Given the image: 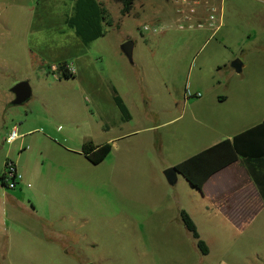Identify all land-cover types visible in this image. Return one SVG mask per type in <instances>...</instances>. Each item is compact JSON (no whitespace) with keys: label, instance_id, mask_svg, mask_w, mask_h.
Instances as JSON below:
<instances>
[{"label":"rangeland","instance_id":"374dc122","mask_svg":"<svg viewBox=\"0 0 264 264\" xmlns=\"http://www.w3.org/2000/svg\"><path fill=\"white\" fill-rule=\"evenodd\" d=\"M103 1L110 18L100 40L85 46L72 36L68 46L56 44L45 54L35 49L36 56L57 63L87 54L79 58L80 75L66 80L56 65L51 71L60 78L52 75L46 82L35 75L26 53L29 31L43 24L58 30L57 21L49 23L56 19L53 11L69 9L73 0H0V56L14 69L0 88L24 79L37 87L30 102L7 104L0 112V264H264V212L251 229L237 233L211 214L201 192L184 177L172 186L164 175L226 133L227 120L255 112L251 101L256 102L264 77L259 56L254 58L256 43L264 40L262 6L215 0L224 28L209 32V39L201 29H178L175 0H138L126 16L117 0ZM144 1L169 3L172 13L142 14ZM206 4L201 0L200 10ZM202 33L207 43L198 37ZM56 34L50 43L68 37ZM128 41L135 43L133 62L122 51ZM239 56L251 68L230 74L224 66ZM107 83L117 88L133 121L105 133V110L96 101L107 97L97 93ZM189 93H200L203 100ZM14 126L19 134L32 131L9 142ZM103 143L112 149L98 164L75 154ZM7 160L22 177L16 189L1 183ZM183 210L195 221L208 253L185 227Z\"/></svg>","mask_w":264,"mask_h":264},{"label":"crops","instance_id":"0c3cea01","mask_svg":"<svg viewBox=\"0 0 264 264\" xmlns=\"http://www.w3.org/2000/svg\"><path fill=\"white\" fill-rule=\"evenodd\" d=\"M100 1L104 2L103 0H100ZM202 1H205V0H202ZM251 1L262 6L263 9H261V10H262V14L264 15V0H251ZM207 2L211 5H213V4L218 5L215 3V2H217L215 0H207ZM74 4H75V0H73L69 9L64 10L63 7L62 8L56 7L54 9L53 15L56 16V19L55 20H53V19L49 20V23H51L53 21H57L59 23V25H61L58 30L48 29L47 26L44 24L40 29L30 28L29 34H30V36H32V42H29V44H27V46L25 45L26 51H27L26 53H27V55L28 54L30 55V57H29L30 63L32 65H35L34 66L36 68L34 70V71H36L35 75L38 76L39 80H44L47 82L49 79V76H52V75L55 76L57 74H58L57 77L60 78L59 77L60 73H58V72H60V69L58 68V72L55 73V72L51 71V68H52V66H56V65L59 66L60 64H64V63L67 64L66 65L67 67L70 66L69 63H71L73 65L74 71H72L73 67H71L72 69L70 68L69 70L74 74L75 77H77L78 75L81 74L80 72H81L82 67H81V64L79 63V58L85 57V55H87V54H82V53L80 54L79 53L76 55L75 58L71 59V62L66 59V60H63L59 63L55 62L52 59H49L48 57L39 56V55L36 56L34 54L35 49L41 50L42 53L45 54V52L49 48H52L56 44L59 47H62L64 44H65V46L70 45L69 41L72 38V36H75L76 38H78L75 31L73 29H71L68 25V20L74 14ZM168 4L163 3L160 6H158V5L156 6L152 2L149 3V2L144 1L142 4V7H141L142 14L148 13L147 15L152 16V17H154V16L155 17L156 16L157 17L168 16L172 13L171 9L173 10V7L170 6L171 4H169V5ZM164 6H166V7H164ZM168 6L171 9H169ZM222 28H224V26ZM221 30L222 29H220L219 32H221ZM54 31H55V33H57L56 35H60V36H64V37L68 36L66 39H64L65 42L62 40H56V42L51 41V43H50L49 38L51 36V33ZM200 32L209 33L210 31L207 29H202V31H200ZM204 34L205 33H202L198 37L201 38V40L204 39L203 42L207 43L209 41L210 37H213V35L210 34L209 39H208V35L205 36ZM100 39H98V40H100ZM98 40L92 42L91 44L97 42ZM256 44L259 45V48L256 46L258 48V50L255 53L254 58H256V56H259L260 59H259V63H258V67H259L258 70H259L260 74H263V71H264V40L261 41L260 43H256ZM85 46H88V45H85ZM250 54H251V56L253 55L252 52ZM31 55L34 57V59H33L34 63H32V61H31ZM239 57L242 60V61L240 60L242 63L241 72H237L234 65L232 64L238 59H235L231 64L224 66V67L230 68V70H231L230 74H234V75L243 74L244 72H246L247 70H249L251 68L252 64L249 63V61L247 62V60L241 58V56H239ZM239 57H236V58H239ZM7 66L9 67V69L7 68ZM218 70H221V68H219ZM12 71H14V69L10 66L9 61H6L3 57L0 56V80L1 79L5 80L8 77L7 73L12 72ZM19 79H22V78H19ZM21 82H28L29 83V85L31 87V96L28 100H26L25 102H23L22 104H19V105L22 106V105L30 102L33 99L34 93L36 92L37 87L35 85H33L29 79L18 80L16 82H14L13 86L10 88L2 85L0 88V112L6 111L7 104L9 105L13 102L14 103L16 102L17 95L13 92V89H14V87H16ZM262 87L263 88H260V90H259L256 102L251 101L252 106L255 105V108H256V109L254 108L255 112L253 113V111H248L247 113H243L242 116L237 117L234 120L233 119L227 120L225 122V124H226V127L229 128V130L224 134H221L219 136L214 137L211 140L212 142L210 141L211 143L202 147L201 150L199 151V153L208 149V148H211V147L219 144L220 142H222L224 140H227V139L231 140L236 135H239V134L263 123V121H264V77H263ZM98 90L99 91H97V93L98 92H100L101 94L107 93L106 98L102 99V98H99V96H98L99 101L102 100L104 102V99H106L104 103L99 102V101H96V102L99 103V105H98L99 108L101 106L104 107L103 111L104 110L105 111L102 112L101 117H103L102 119L106 118V120H107V122L105 121V123H104V129H105V133L106 132L108 133L115 127V125L118 126V125L124 124L126 122H124L122 120L121 113L119 115L116 112V108H115L116 104H115L114 97H115V90L119 94L117 88L115 86H113L111 83H107V85H105V87L98 89ZM89 96L91 99L90 94H89ZM203 97H204V95L198 99H200L202 101ZM188 99H190V98L188 97ZM218 100L222 103H225L228 101V98L225 96H221V97L219 96ZM92 102H93V100H92ZM100 104H101V106H100ZM114 104H115V106H114ZM132 117H133V115H132ZM107 118H109V119H107ZM113 120H114V122H113ZM132 121H133V118L130 122H132ZM116 122H119V123H116ZM113 123H115V124H113ZM239 125H241L240 126L241 130L236 131L235 129H238L237 126H239ZM14 128H17V130L19 132V130H20L19 127L14 126ZM31 131L32 130H28L27 132H25L23 134L18 133V135H19V137H22V136L26 135L27 133H30ZM118 138H120V136H116V139H118ZM55 143H57V142L55 141ZM57 144H59V143H57ZM108 144L109 143L99 144L98 147L100 148V147H103V146L108 145ZM111 147H112V145H111ZM75 154L85 156L84 153H82V154L75 153ZM97 155H99V153L97 151H95L93 154L89 155L88 158L90 160L97 159V158H99V157H96ZM252 170H256L257 172L264 170V158L251 161L250 164L247 163V161L240 158L234 164L230 165L229 167H227V168L219 171L218 173L214 174L213 176H211L204 185L203 193H201L202 198L208 204L209 209H211V211H210L211 214L216 215L217 218L221 217V219H222L221 223L223 225L229 226L230 229L234 230L237 233H245L249 229H251V227H253V225L261 218V216L264 212V199L261 195L260 188H259L258 184L256 183L254 177H253ZM179 176H181V175H179ZM1 181H2L1 182L2 185L4 187H6L3 183V178ZM193 189H195V188H193ZM22 194H23V192H22ZM23 196H25V195H23ZM33 210H34V208H33ZM189 216H190V214H189ZM194 223H195V221H194ZM195 225H196V223H195ZM196 227H197V225H196ZM197 230H198V228H197Z\"/></svg>","mask_w":264,"mask_h":264},{"label":"trees","instance_id":"16d2710c","mask_svg":"<svg viewBox=\"0 0 264 264\" xmlns=\"http://www.w3.org/2000/svg\"><path fill=\"white\" fill-rule=\"evenodd\" d=\"M117 1L122 4V15L126 16L131 14L138 0ZM109 18V10L99 0H75L74 14L68 20V25L85 45H89L104 37L106 34L105 25L109 23ZM66 65V63L59 65L63 78L66 80L75 78ZM114 100L122 120L130 122L133 118L132 113L116 90ZM111 149V145L100 148L87 145L83 152L88 157L97 151L100 156L97 159H92V161L98 164L110 153ZM240 158L249 164L251 161L264 158V121L262 124L236 135L231 140H224L184 160L176 165V169L193 188L203 193L204 185L211 176L234 164ZM252 174L264 199V170L259 172L252 170ZM181 215L185 227L198 241L201 251L208 253V247L200 239V234L192 218L185 210L181 212Z\"/></svg>","mask_w":264,"mask_h":264},{"label":"built area","instance_id":"2783aa9c","mask_svg":"<svg viewBox=\"0 0 264 264\" xmlns=\"http://www.w3.org/2000/svg\"><path fill=\"white\" fill-rule=\"evenodd\" d=\"M174 5L177 7L179 19L177 22L179 30H198L207 29L213 35L217 34L222 28V11L215 5L206 4L203 10H200L201 0H175ZM172 27V26H171ZM158 27H155V30ZM151 26H145V31H150ZM188 95V94H187ZM196 96L200 98V93L193 95L189 93V97ZM18 130L14 128L10 133L7 141L15 142L18 139ZM6 170L3 177V183L9 189H16L22 182L17 165L12 161L6 162Z\"/></svg>","mask_w":264,"mask_h":264},{"label":"water","instance_id":"95a60500","mask_svg":"<svg viewBox=\"0 0 264 264\" xmlns=\"http://www.w3.org/2000/svg\"><path fill=\"white\" fill-rule=\"evenodd\" d=\"M135 43L133 41H128L122 45V51L126 55V57L133 62V51H134ZM237 72H241L242 63L240 60H236L233 63ZM13 92L17 95L16 104H22L26 100H28L31 96V87L28 82H21L16 87H14ZM165 178L170 185H176L179 178V172L176 167H172L167 169L164 172Z\"/></svg>","mask_w":264,"mask_h":264}]
</instances>
